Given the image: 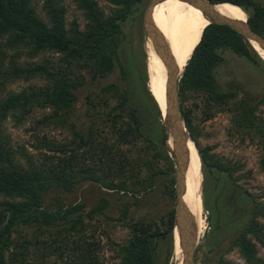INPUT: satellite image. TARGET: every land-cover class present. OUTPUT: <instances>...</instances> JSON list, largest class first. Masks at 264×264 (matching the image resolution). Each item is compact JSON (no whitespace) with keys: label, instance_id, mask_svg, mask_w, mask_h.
<instances>
[{"label":"trees","instance_id":"1","mask_svg":"<svg viewBox=\"0 0 264 264\" xmlns=\"http://www.w3.org/2000/svg\"><path fill=\"white\" fill-rule=\"evenodd\" d=\"M75 1L87 22L83 32L76 28L65 29L64 9L55 0H42L49 24L38 18L30 0H0V40L4 39L0 42V79L28 81L42 76L49 82L44 88L29 85L19 93L0 99V196L4 198L0 202V264H27L28 252L32 248L40 252L41 260L56 253L63 260L67 251L69 262L63 264L102 263L96 255L98 245L85 239L81 215L72 217L81 209L80 205L53 212L43 208L42 195L51 189L71 192L81 183L90 181L106 190L133 193L139 187L150 190L158 176H171L169 181L174 183V163L168 156L171 152L167 146L169 137L159 108L147 90L146 70L140 83L146 88L153 114L141 101L140 90L134 87V81L126 79L128 75L132 76L128 67L130 64L124 65L119 57L124 42V26L144 0H112L116 9L108 17L104 16L94 0ZM208 1L240 7L248 17L249 26L264 37L263 5L255 0ZM8 50L20 52L19 55L25 53L29 59L52 51L66 66L53 71L46 63L18 65L16 56H10ZM226 53L264 70V62L241 35L226 26L210 24L203 29L199 43L186 60L178 83L180 107L202 167V200L210 227L201 240V247H204L206 257L231 238L229 250L237 249L246 264H263L256 258L255 244L264 247L262 226L257 222L260 218L264 219V208L254 203L250 195L232 180L229 169H221L216 161L206 157L196 143L191 116L183 110L188 92L204 95L205 103L216 107L236 98L239 91L236 88L221 89L218 80ZM115 63L119 64L126 86L120 89L116 84L105 85L98 97L90 93L86 115L89 118L96 114L102 116V128L77 131L71 119L78 101L76 90L85 81L79 71L87 70L88 78L94 83L111 73ZM72 76L78 82H74ZM112 99L117 101L115 107L104 113ZM45 108H50L52 113L41 122L51 119L60 127L68 125L74 134L73 141L71 144H54L43 137L39 147H36L44 151L42 158L35 161L32 156L24 154L25 163L21 166L14 160V151L2 131L1 123L9 114L21 122L34 110ZM257 108V104L251 105L242 98L230 112L237 131L256 140L262 147L260 166L264 170V123L256 116ZM107 123L112 128L111 137L115 139V144L102 135ZM132 148L138 152L134 154ZM160 161L162 169L158 168ZM208 181L219 187L217 194L220 191L219 195L223 194L224 200L215 197L209 204L204 194ZM106 206V200H102L92 212L99 213ZM126 214L127 209L123 211L124 218ZM159 220L165 226L163 231L156 222L131 221L129 240L118 248L115 257L119 260L117 264H168L174 250V212ZM19 226L35 227L34 237L20 245L23 251L9 252L13 246L12 233ZM55 226V233H52L50 228ZM165 240L167 250L163 262L160 253ZM40 264L48 263L42 261ZM219 264L235 263L219 261Z\"/></svg>","mask_w":264,"mask_h":264},{"label":"rangeland","instance_id":"2","mask_svg":"<svg viewBox=\"0 0 264 264\" xmlns=\"http://www.w3.org/2000/svg\"><path fill=\"white\" fill-rule=\"evenodd\" d=\"M94 1L98 4L99 9L105 17L111 15L116 9L112 0ZM55 2L59 7L64 9L65 29L70 30L71 28H76L78 31L83 32L87 22L84 17V12L79 8L76 1L55 0ZM148 2L149 0H144L133 18L126 22L124 26V42L120 48L119 57L121 61H124V65L130 64L128 67L130 68L132 76L130 78L128 75L126 79L127 81H134V87L140 90V96L143 99L141 101L153 114L154 111L149 103L146 88L140 83V79L144 76L147 62L145 56L147 34H145L144 28L147 32L148 21L154 8L159 3V1H155L149 7L146 13V20L143 17V21L142 15ZM255 2L264 6V0H255ZM30 6L34 9L40 20L49 24L42 0H30ZM3 41L4 39L0 40V42ZM19 53L8 50L10 56H16L15 59L18 65H24L25 63H46V66L53 69V71L66 66L60 56L52 51L44 52L33 59H29L25 56V53L20 55ZM224 59L225 64L219 71L220 75L218 76V80L220 81L221 89L228 90L230 88H236L239 91L236 98L229 101L226 105L223 104L216 107L214 104L205 103L206 99L204 95L188 92L184 100L183 110L188 111L191 116L196 143L204 150L206 157L216 161L221 169H229L232 180L250 195L254 203L264 208V170L260 166V160L263 156L262 147L256 140H252L246 134L244 135L237 131L236 125L233 123V114L230 112V109L240 99L245 98L249 104L258 105L256 116L264 123V96H262L264 91V70L232 54H224ZM72 70L75 71L74 66H72ZM79 72L85 81L76 90L78 101L75 105L74 117L71 120L74 122L77 131L86 132L87 128L99 130L102 128L104 118L98 114L93 118H89L86 115L87 96L90 93L93 96H101V88L108 84H116L120 89H123L126 86V82L122 77L118 63H115L111 73L94 83H91L88 78L87 70L81 69ZM71 78L74 82H78L75 76ZM0 82H3L0 85V99L8 94L19 93L29 85L37 88H44L49 85L48 79L42 76L34 77L28 81L17 78L9 81L0 79ZM146 87L148 90L147 82ZM109 102L108 108L106 107L104 109V113L114 108L117 103L113 99ZM51 113L50 108L34 110L21 122H17L16 117L9 114L6 120L1 123L2 131L8 138L9 144L14 151V160L19 165L23 166L25 163L24 154L32 156L35 161H39L42 158L44 151L38 150L36 147H39L40 139L43 137L48 142L54 144L72 143L74 134L68 125L60 127L55 125L51 119H48L46 122H41L44 117L51 115ZM105 126V129L102 130V135L110 139V143L115 144V139L111 137L112 128L108 123ZM167 146L172 151L171 146ZM122 149L124 150L126 148L122 147ZM132 150L134 154L138 152L135 148H132ZM168 156L174 163L172 174L174 178L175 157L173 152H168ZM198 159L200 162L199 174L202 178L198 188L202 211V229L194 254V264H219V261H223L224 263L246 264L240 257L237 249L229 250L231 238L226 239L217 249L204 257V247H201V240L209 231L210 226L207 220L208 214L203 207V175L199 156ZM193 163L195 164V159ZM158 168H163L162 161L159 162ZM170 177L163 178L162 176H158L150 190H143L138 186L139 188L133 193H117L113 190H106L97 183L90 181L81 183L71 192L61 189H51L42 195L43 208L53 212L57 209L65 210L69 207L80 205L81 209L74 213L72 217L81 215L83 226L85 227V239L98 245L96 255L102 262L101 264H117L119 260L115 259V257H117L118 248L128 242L130 237L129 225L132 220L156 222L163 231L165 230V226L160 224V217L172 211L175 214L176 203L174 201V195L166 194V191L169 192L171 189ZM218 189L219 187L215 186L212 181L206 183L204 194L209 204L212 203L215 197L224 200V195H219L220 191L217 194ZM191 197L192 193L188 191V209L192 202ZM2 200L4 198L0 196V202ZM102 200H106V208L101 209L99 213L92 212V209L98 206ZM216 202L220 203L221 200H217ZM126 209L127 214L126 218H124L123 211ZM257 222L262 226V233L264 234V219L260 218ZM61 228L62 226L59 229ZM34 229L35 227H16L12 233L13 246L9 252L15 251L18 253L23 251L20 245L25 240L34 237ZM50 229L52 233H55L56 226ZM255 245L257 250L256 258H259L264 264V247L258 243ZM166 250L167 243L165 240L161 244L160 253L163 262L166 257ZM28 253L27 264H40L42 261L48 264H63L64 262H69L66 259L67 251L63 260L59 258L58 253L43 260H41L40 252L33 248ZM168 264H177L176 257L173 254L170 256Z\"/></svg>","mask_w":264,"mask_h":264},{"label":"bare ground","instance_id":"3","mask_svg":"<svg viewBox=\"0 0 264 264\" xmlns=\"http://www.w3.org/2000/svg\"><path fill=\"white\" fill-rule=\"evenodd\" d=\"M217 11L225 18L232 21L245 22L247 15L238 6L233 4H220ZM210 25L209 19L197 8L181 0H162L154 8L147 26V42L145 49L146 77L148 89L157 107L161 109L162 117L166 120L167 108V69L153 47L150 33L159 36L164 52L168 54L169 68H175L179 78L183 71L186 60L200 41L204 28ZM257 56L264 62V50L254 41L248 42ZM150 68V72H149ZM185 69V68H184ZM163 120V119H162ZM164 122V120H163ZM186 147V168L183 190V201L187 205L188 191L192 193V202L189 206V214L195 233V244L200 239L202 229V211L200 193L198 188L202 181L199 174V153L194 141L187 138ZM173 152L174 138L171 135L167 142ZM195 159V164L193 163ZM173 255L177 264H182V250L180 248L179 235L176 230L173 232Z\"/></svg>","mask_w":264,"mask_h":264},{"label":"water","instance_id":"4","mask_svg":"<svg viewBox=\"0 0 264 264\" xmlns=\"http://www.w3.org/2000/svg\"><path fill=\"white\" fill-rule=\"evenodd\" d=\"M162 0H149L143 15L142 20H146V13L149 7L155 2ZM187 2L199 9L210 21V24H217L226 26L236 33L241 35L247 42L254 41L264 50V37L255 32L248 24L246 17L245 22L232 21L223 17L216 9L217 5L229 3L213 4L207 0H181ZM143 20V21H144ZM145 34H147L144 28ZM147 37V36H146ZM153 47H155L158 55L161 57L167 69V98H166V120H164V127L166 128L168 137L172 135L174 138L173 155L175 157V183H176V207L174 214V230L179 235L180 248L182 250V264H194V254L197 243L195 244V233L193 231V224L190 218L189 209L183 201V190L185 186L184 175L186 168V147L187 138L191 140V136L187 130L186 123L181 111L178 83L181 78H177L178 74L175 68L167 67L170 64V59L167 53L164 52L159 36L155 33H150ZM172 65V64H170ZM161 113V109L158 106ZM196 147V146H195Z\"/></svg>","mask_w":264,"mask_h":264},{"label":"flooded vegetation","instance_id":"5","mask_svg":"<svg viewBox=\"0 0 264 264\" xmlns=\"http://www.w3.org/2000/svg\"><path fill=\"white\" fill-rule=\"evenodd\" d=\"M171 186V189L170 191H166V194H169V195H174V201L176 203V183H175V175H174V183L173 184H170Z\"/></svg>","mask_w":264,"mask_h":264}]
</instances>
